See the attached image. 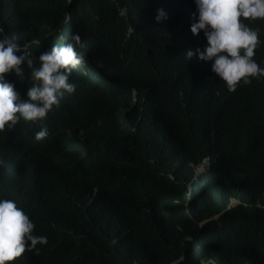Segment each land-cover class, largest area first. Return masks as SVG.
<instances>
[{
    "label": "trees",
    "instance_id": "1",
    "mask_svg": "<svg viewBox=\"0 0 264 264\" xmlns=\"http://www.w3.org/2000/svg\"><path fill=\"white\" fill-rule=\"evenodd\" d=\"M69 6L0 0V30L38 65L63 45ZM157 9L166 20L155 21ZM194 9L193 0H72L91 36L76 48L87 64L69 77L75 108L62 100L32 122L38 129L21 119L0 132V198L47 237L18 264H264V78L230 94L211 62L167 46L203 48V33L190 32ZM245 23L258 30L253 59L264 67V18ZM22 68L5 78L24 96L35 81ZM42 126L49 134L36 141ZM207 159L196 178L192 163Z\"/></svg>",
    "mask_w": 264,
    "mask_h": 264
},
{
    "label": "clouds",
    "instance_id": "2",
    "mask_svg": "<svg viewBox=\"0 0 264 264\" xmlns=\"http://www.w3.org/2000/svg\"><path fill=\"white\" fill-rule=\"evenodd\" d=\"M71 2L72 0L70 11ZM193 4L195 9L190 32L193 36L202 32L205 45L194 52L183 47L181 40L175 38L167 46L186 50V60L195 55L202 62H211L210 67L206 68L213 77L215 75L222 80L220 83L230 94L250 85L252 79L264 78V67L253 59L254 50L261 43L258 30L245 23L248 19L264 18V0H193ZM118 14L125 16L126 9L121 8ZM72 15L73 11L68 14L67 25L63 22L67 28L61 27L63 38H66L63 45L53 46L49 51L41 53L38 56V65L26 50L22 51L15 38L10 39L0 30V132L6 126L12 128L21 119L31 123L43 122L52 108L59 106L62 100L75 108L76 97L73 93L76 86L70 82L69 77L80 64H87V53L78 54L76 48L83 41H87L89 46L91 36L78 25L79 22H74ZM154 19L159 23L167 19V14L163 9H157ZM22 65L30 70L35 81L24 93L26 99L17 89L16 83L5 78L6 74L22 77ZM148 77L152 80L151 74ZM137 102L138 93L135 90L133 102L126 112L132 110ZM96 103L89 102L86 110L92 113L91 106ZM34 129H38V126H34ZM48 134V128L42 126L35 133L34 139L41 141ZM210 163L211 159L203 161L202 164L192 163L193 167L199 166L194 167L195 177L199 178L208 171ZM3 164L0 160V166ZM34 227L29 216L14 200L0 198V264L14 260L15 264L23 263L21 255L25 250L39 253L37 245L47 244V237L33 234Z\"/></svg>",
    "mask_w": 264,
    "mask_h": 264
},
{
    "label": "bare ground",
    "instance_id": "3",
    "mask_svg": "<svg viewBox=\"0 0 264 264\" xmlns=\"http://www.w3.org/2000/svg\"><path fill=\"white\" fill-rule=\"evenodd\" d=\"M75 9V8H74ZM73 18H74V13H73ZM191 20V19H190ZM176 37V36H175ZM80 75V74H79ZM82 75V74H81ZM80 75V76H81ZM257 102V101H256ZM48 118V117H47ZM47 121V120H46ZM36 123V122H35ZM20 124V123H19ZM33 124V123H32ZM39 125V124H38ZM19 127V126H18ZM13 128V127H12ZM17 130L19 129V128H17V127H15ZM15 128H13V129H15ZM5 129H7V128H5ZM40 129V128H39ZM9 130V129H8ZM21 130V129H20ZM22 131H23V129H22ZM27 132V131H26ZM28 133V132H27ZM18 134H19V132H18ZM24 134V133H23ZM28 135V134H27ZM20 136V135H19ZM2 137V136H1ZM25 138H27V137H25ZM19 139H20V137H19ZM21 139H22V136H21ZM29 139V138H28ZM21 141V140H20ZM9 151H12V150H9ZM9 153V152H8ZM15 154V153H14ZM31 155V154H30ZM16 161V160H15ZM51 244V243H50ZM50 258V257H49ZM53 258V257H52ZM52 261V260H51Z\"/></svg>",
    "mask_w": 264,
    "mask_h": 264
},
{
    "label": "rangeland",
    "instance_id": "4",
    "mask_svg": "<svg viewBox=\"0 0 264 264\" xmlns=\"http://www.w3.org/2000/svg\"><path fill=\"white\" fill-rule=\"evenodd\" d=\"M72 16H73V15H72ZM129 112H130V111H129ZM194 167H197V168H199V166H198V165H194ZM197 176H198V175H197ZM232 202H233V203H239V202H238V200H235V199H234V200H232ZM235 205H236V204H234V206H235ZM262 206L264 207V204H262Z\"/></svg>",
    "mask_w": 264,
    "mask_h": 264
},
{
    "label": "water",
    "instance_id": "5",
    "mask_svg": "<svg viewBox=\"0 0 264 264\" xmlns=\"http://www.w3.org/2000/svg\"><path fill=\"white\" fill-rule=\"evenodd\" d=\"M70 12H71V11L69 10L68 14H70Z\"/></svg>",
    "mask_w": 264,
    "mask_h": 264
}]
</instances>
